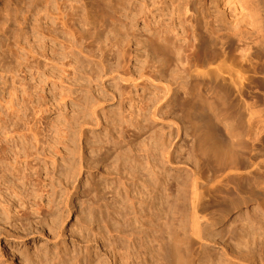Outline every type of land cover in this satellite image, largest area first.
<instances>
[{"label":"rangeland","instance_id":"rangeland-1","mask_svg":"<svg viewBox=\"0 0 264 264\" xmlns=\"http://www.w3.org/2000/svg\"><path fill=\"white\" fill-rule=\"evenodd\" d=\"M94 1L76 4L90 31L79 71L53 88L42 117L19 122L25 134L15 144L2 146L9 182L0 178V264H9L7 252L17 253L16 264L22 252L39 264H169V248L182 264H264L255 194L234 184L213 192L211 166L194 152L193 126L207 123L201 114L212 112L213 126L238 124L244 104L220 88L211 112L200 108L185 60L211 19L222 29L241 21L243 0H153L144 10L142 0H98L128 3L145 24L103 17ZM8 3L12 11L22 5L0 0V22ZM3 53L1 67L10 61ZM249 76L244 101L264 107V74ZM194 171L207 182L195 184Z\"/></svg>","mask_w":264,"mask_h":264},{"label":"bare ground","instance_id":"bare-ground-1","mask_svg":"<svg viewBox=\"0 0 264 264\" xmlns=\"http://www.w3.org/2000/svg\"><path fill=\"white\" fill-rule=\"evenodd\" d=\"M142 1L144 10L153 0ZM78 2L80 0H21L22 5L17 4L13 11L10 3L4 6L6 16L0 22V37L6 36L7 40L15 28L11 29L12 24L16 25V31L12 38L9 36L14 41L6 44L3 40L9 46H2L8 48V52L6 49L4 52L8 53L10 61L0 66V154L7 150L2 147L5 143L11 141L15 144L25 134L22 129L20 131L19 122H28L44 114L53 99L50 97L53 88L63 90L68 77L79 71L80 56L90 31L86 30V24H79L76 14ZM243 4L241 21L228 19L224 29L217 24L218 20L207 22L205 41L200 40L185 58L189 64L193 63L190 75L192 102L200 108L210 109L211 98L217 97L216 91L221 88L226 97L244 104L243 115H246L244 119L241 114L238 124L222 126L217 123L213 126L212 120H208L211 109L209 117L201 114L207 123L203 128H200L202 125L199 128L193 126L194 152L201 164L204 162L206 165L207 162L211 166V173L208 182L203 180L200 170L194 171V177L195 184H204L203 181L213 184V192L232 184L246 188L245 194L254 193L259 207L264 209V107L250 106L243 98L247 85H250L249 75L264 74V0H243ZM124 5L128 3L112 5L94 1V7L101 11L103 17L117 13L121 16H116V19L126 16L135 23L148 21L144 12L130 10ZM168 41L171 42L170 39ZM29 110L33 111L31 115ZM0 178L9 182L1 157ZM198 191L195 187L194 208L201 196ZM5 216L9 217V214ZM9 225L12 226L10 222ZM14 253L7 252L9 264H16L17 253ZM165 256L169 264H182L180 256L172 248L165 251ZM18 258L20 264H39L23 252ZM46 261L55 264L48 257ZM90 262L100 264L101 261L96 258Z\"/></svg>","mask_w":264,"mask_h":264}]
</instances>
